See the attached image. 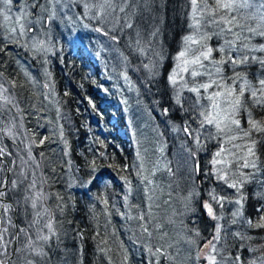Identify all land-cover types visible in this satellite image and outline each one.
I'll list each match as a JSON object with an SVG mask.
<instances>
[{
	"label": "trees",
	"instance_id": "1",
	"mask_svg": "<svg viewBox=\"0 0 264 264\" xmlns=\"http://www.w3.org/2000/svg\"><path fill=\"white\" fill-rule=\"evenodd\" d=\"M144 1L127 0L126 15L121 12L115 20L108 22L112 28L107 34L113 48L123 55L128 75L148 108L151 111L161 106L169 108V114L164 117L170 118L172 125L182 127L187 120L184 116H188L185 109H191L195 97L185 92L181 97L183 107L177 105L170 97L173 90L168 83V76L171 65L175 63L177 51L181 48L179 44L186 35V29H190L186 17L190 5L188 0H152L151 7L146 9ZM115 3L118 7L121 0H115ZM136 3L140 6L130 5ZM134 8L136 11H133ZM128 24H132V27H127ZM260 25L262 27L264 23ZM205 32L211 35L209 46L217 49L214 41H219L222 37L213 35L212 29H205ZM247 41L250 42V39ZM4 42L0 36V46L4 48V51L0 52V73H3L7 81H15L16 86L12 89L23 107L24 118L29 122L37 113L43 120L50 114V120H56L59 128L60 119L63 121V139L68 147L66 155L61 154L58 134L55 133L56 137L53 138L48 132L44 133L47 130L46 120L44 128L40 126L37 128L39 136L35 141L38 145L35 150L43 165L45 182L57 216L56 221L60 219L59 228L55 231L56 236L49 240L48 244L52 264L55 261L57 264H145L144 255L138 252L139 246L131 241L127 222L123 221L125 212L123 187L114 182L116 176L121 180L132 175L134 157L129 146L114 133L116 125L111 122L120 124L118 117L120 108L118 112L112 90L110 88L102 90L109 85L101 78V66L90 61L88 54L83 52L79 44L60 43L64 51L51 54L53 58L51 56L49 66L52 86L56 92L57 110L54 104L46 106L41 100L39 84L30 85L23 76L20 66L29 63L26 59L28 54L22 55L18 48ZM250 44L253 45L252 48L264 45V36L254 37ZM55 45L56 42L53 40V46ZM9 48L16 52L11 53L8 51ZM250 54L264 58V52L252 51ZM224 55L219 51H213L212 59L220 61ZM144 65L148 67L145 68ZM213 66L212 69L215 71L216 65ZM219 67L221 72L223 71L219 73L224 76L220 78L222 82L231 83V78L237 72L253 84L264 78V67L256 61H249L245 65L221 64ZM16 68L19 69L18 73L15 71ZM228 69L232 75L231 72L227 74ZM248 95L245 94L246 99ZM173 106L178 110H174ZM249 111L252 118L264 124V107H257L248 99L245 109L237 115L241 122V130L236 131L239 140L245 144L250 145L252 140L257 141L256 154L253 156L256 167L246 170L256 173L259 181L250 178V175L249 180L240 186L239 192L243 196L240 214H233L232 206L228 204L237 196V191L235 195V189L221 183L217 185L215 181L214 168L209 159L216 149L214 145L206 140L199 152L194 147L190 151V163L193 159L194 176L200 194L205 197L208 190L212 189L217 196L228 195L226 198L229 201L225 202L224 206L225 224L222 218H218L216 211L215 218L207 216L202 211L195 223V229L199 232L198 237L205 236V240L212 238L213 241V237L217 235L214 227L217 221L221 222L219 239L215 242H218L219 246L222 244L218 255L222 264H264V228L255 226L257 223H264L260 220L264 212L258 211L264 207V196L258 195L264 194V132L251 130L250 137H244L243 131L250 130ZM33 123L36 126L38 124ZM160 126L169 143L168 148L170 146L175 148L183 140L179 134H173L172 129L168 131L165 125ZM192 126L197 128L198 121ZM203 130L201 129L200 133L207 129ZM186 137L190 141L191 137ZM41 139H45L42 145L39 143ZM100 145L105 148L103 155ZM93 161L95 170L91 167ZM171 162L173 164V160ZM124 166H127L126 169ZM231 168L230 176L239 177L237 171L241 170L234 163ZM90 179L91 182L87 184ZM5 199L15 209L17 227L21 228L18 206L14 205L11 197L7 196ZM105 200L107 204L104 203ZM195 206L201 211L199 202H196ZM249 220L252 222L251 225L248 223ZM19 243L20 237L16 240V246H19ZM13 244L14 241L9 244V252L12 251ZM237 257L240 258L239 261L236 260ZM12 261L16 264L15 256Z\"/></svg>",
	"mask_w": 264,
	"mask_h": 264
},
{
	"label": "rangeland",
	"instance_id": "2",
	"mask_svg": "<svg viewBox=\"0 0 264 264\" xmlns=\"http://www.w3.org/2000/svg\"><path fill=\"white\" fill-rule=\"evenodd\" d=\"M236 2L243 3V0H236ZM104 3L105 0H13V16L18 14L17 9L19 7L27 5L25 9L28 14L27 27L32 30L26 31V34L23 36H20L18 33H13L9 36L7 29L12 27L13 23L11 21L5 22L3 18L0 17V36L5 40L4 43L18 48L22 55L25 53L28 54L26 59L29 63H23L24 66H20L23 76L26 77L25 79L30 85L39 84L40 94L42 95L41 100L44 101L46 106H50V103L54 104L57 110L58 107L55 104L56 92L55 88L52 86L49 66L53 58L51 54H54L56 51H64L63 48L61 49L60 43L64 42L66 45L79 44L78 46L82 47L83 52L88 54L90 61L101 66V78L108 82L107 84L109 85L108 87L105 86V88H102V90L106 91L107 88H110L115 95V104L118 112L120 108L118 114L120 124H116L115 121L111 122L116 125L114 133L124 140L134 157L132 175L126 178L129 184L126 185L125 179L120 180L117 176L114 180L117 185L119 184L123 187V198L128 193L129 189L131 190V194L128 195L127 200L124 198L125 212L123 213V221L127 222V228L129 229L128 234L131 237V241H134V243L139 246L138 252H142L144 255L145 264H208L207 260L204 259V255L205 252L211 251V245H209L208 249H205V245H208L209 241H212V238L205 240V236L201 237L200 235V237H198L199 235H196L197 229H195V223L201 211H199L198 207L195 205L196 202H199L204 213L208 214L202 202L204 204L205 201H210L214 214L216 211L218 218H222L223 220L224 206H226L225 202L229 200L226 198L228 195L217 196L212 189L208 190L204 199H200L202 195L200 196L199 185L195 181V165L193 159L190 163L191 148L194 147L197 151L201 150L203 144L207 140L208 143L214 145L216 148L209 158L211 161L213 155L218 152L222 146L228 150L225 152L224 157H220V159L227 158L231 161L228 165L230 168V172L228 173L229 182L225 183L222 180H218L214 171L217 185L221 183V185L229 186V184L233 182L230 180L244 179V181H247L250 175V178L259 181L256 173L246 170L252 168L251 166L240 168L244 159L255 162V164L256 161L253 156L249 157L247 155V147L249 145L239 140V134L236 130L228 132L226 136L221 135L220 137L210 139L208 138L209 132L215 135L216 129L205 128L204 130L207 129L206 131L203 130L204 132L200 133L199 131L195 133V135L200 136L201 139V143L197 145L193 137L188 141L185 133L181 130V126L172 125L170 118L166 119L164 117L162 106L153 111L148 108L137 91V87L128 75V67L123 55L113 48L109 35L107 34L108 30L112 28L108 22L115 20L120 15V8L124 9L123 12L126 15L128 9L126 6L127 4L121 3L118 7H110L106 10H101L99 6ZM112 3L116 4L115 0H112ZM85 4L89 6L88 9H85ZM143 4L146 9H149L152 5V1L145 0ZM33 5H39V7H33ZM130 5L140 6L139 3ZM133 11H136V9L134 8ZM190 11L191 8L188 15ZM97 13L100 14L97 15ZM235 14L238 17H243L250 13L248 9L240 8ZM188 19L190 24L191 20L190 18ZM262 21L264 20H241V23H246L252 28H257L261 27L260 24L264 23ZM97 28L101 30L96 31ZM212 30L213 32L215 31V29ZM191 34L192 29H186V35ZM245 36H248L247 32H245ZM257 36L260 35L250 36V42L245 40L244 43L252 48L253 45L250 43L252 39ZM231 38V36L228 37V39ZM53 40L56 42L55 46H53ZM181 41L182 42L179 44L181 48L177 51L175 63L171 65L169 74L176 69L179 75L191 81V76L183 72L182 67L177 69L178 64L181 66L183 65V60L177 59L179 52L184 50L183 38ZM207 42L206 46H209L210 41L207 40ZM223 43V37L219 41H214V45L217 49ZM8 51H11V53L16 52L12 51L10 48ZM188 58L190 59L191 57ZM213 61V59L211 61H205V69L213 73L212 79L220 83H227L225 81L222 82L220 79L223 75H215V71L212 69V67H214ZM205 69L197 67L195 70L203 72ZM15 71L18 73L19 69L16 68ZM226 72L229 74L231 71L228 69ZM230 75H232V72ZM198 80L200 83H206L209 82V77L203 75L199 77ZM0 83L4 84L5 88L10 89L9 92L0 94V148H6L13 153L11 157L4 159V164L0 166V178L5 177L7 174L9 188L11 189L10 182L18 178L20 169L15 168L16 174L8 172L7 169L13 167L11 164L12 160H16L17 164H21L22 161L28 160L30 150V154L34 159L29 161L27 165H24L28 179L17 190H10L8 196L11 197L14 205H17L19 208L22 222L21 228L28 229L33 239H35L38 228L42 229L39 233L40 235H48L47 229H44V225L51 219L54 230L56 231V229L59 228L60 220L56 221L57 216L55 215L54 205L51 202L52 198L50 197L45 182L43 165L37 150H35L38 146L35 141L37 136H39L36 130L39 126L44 128L46 120V128H48V125L49 128L44 131V133L47 134L48 132L53 138L58 134L57 138L61 154L66 155V153H68V147L63 139V121L60 119L61 126L59 128L56 125L57 122L55 124L51 123L50 114L48 116L46 115L47 119L44 117L45 119L42 118L43 120H41L36 113L34 114L36 117L34 116L33 120L27 122L24 118L25 112H23V107L20 105V102L17 101L18 97L14 94L12 86L8 83L4 75L0 76ZM170 87L173 90L170 97L174 102L177 93L180 98L185 92L189 94V96L192 95L195 97V94L189 92L187 89H183L179 86L173 88L171 85ZM217 90L218 89L214 87L210 89L209 92H215ZM5 95L8 96L11 103L4 100L3 97ZM202 95L207 96L208 93H202ZM202 103L208 104L209 102L205 100L202 101ZM173 107L174 110H178L175 106ZM184 117L189 120V116ZM32 121L38 123L37 126ZM160 124L165 125L168 131L172 129L173 134H179L181 136V140H183L177 144L178 146H175V148L170 146V148H168L169 143L162 133ZM192 127L196 129L194 126ZM9 129L12 130V135L7 134ZM231 137L236 138L231 139ZM100 150L101 153H103L105 148L100 145ZM171 160H173V164ZM233 163L241 170L237 171V174L240 176L236 178L230 176L232 173L231 165ZM37 164H39V167H36ZM241 172L247 174L241 177ZM33 179H35L38 185L35 192L37 195L41 196L36 208L32 207L31 199L25 200L26 196L31 197L33 195V193L27 191V186ZM91 180L92 179H90L87 184H89ZM146 181H151V183H146ZM238 187L240 188L239 185ZM87 188L88 187H86V189ZM233 189H235L234 194L236 195L237 188ZM239 195L241 196V192L237 191V196L233 198L232 202H228V204L232 206L233 214H240L242 211L243 202L241 198L238 197ZM211 196H215L218 201H220L221 197L223 199L220 202H216L211 200ZM237 201H240V203H237ZM5 202L8 203L6 199ZM14 210L15 209H13L9 215L16 227L17 220ZM13 212L14 215L12 214ZM37 213L40 215H37ZM141 215L145 216L146 219H138ZM33 221H36V224L30 227ZM223 224H225L224 220ZM141 225L147 227L148 232H144ZM217 226L220 228V221H217L214 229H217ZM15 227L9 228V232L13 235L16 233H13ZM19 237L20 243L16 248H23L24 244L27 243L25 234L22 233ZM193 240L195 242H192ZM213 242L216 245L214 255L216 256L218 264H222L218 256L221 252L222 244L219 246L218 242ZM48 244L49 241L43 245L44 251L47 254L43 257L36 258L38 264H52L48 252ZM157 249H160V252H157ZM198 251L200 252L199 259H197ZM14 256L16 264H24L26 260L33 259V256L27 250L17 253V256ZM125 258L128 260L127 256H125ZM53 264H57V262L55 261Z\"/></svg>",
	"mask_w": 264,
	"mask_h": 264
},
{
	"label": "snow or ice",
	"instance_id": "3",
	"mask_svg": "<svg viewBox=\"0 0 264 264\" xmlns=\"http://www.w3.org/2000/svg\"><path fill=\"white\" fill-rule=\"evenodd\" d=\"M127 0H121V3H126ZM191 11L189 13V18L191 23L189 28L192 29L191 35H186L183 37L184 50L179 52L177 59L183 60V65H177V69L183 68V72L188 73L191 76V81L185 79L184 76L179 75L176 69L173 70L168 76V83L173 87H182L187 89L189 92L195 94L194 103L191 105V109H185V114L189 116V120L184 122L182 126V131L188 137H193L197 145L201 143L200 136L195 135L201 129L205 128H215L216 132L213 135L209 132L210 139L220 137L221 135H227L228 132L232 130H241L240 119L237 118L239 112L245 109L248 99H250L257 107H264V78H260L257 84H253L247 81L244 76L239 72L235 73L234 77L231 78V84L220 83L217 80L212 79L213 73L205 69V61L212 60L213 51H219L224 53V58L220 61H213L215 67V74L219 75L221 64H231V65H245L249 61H256L264 67V58L251 55L252 51L264 52V45H260L258 48H250L248 44L244 43L245 40L249 39L252 35L264 36V26L252 28L246 23H241V20H254L260 19L264 20V0H243V3H237L236 0H188ZM13 0H0V17L3 21L13 23V26L7 29L8 35L11 36L13 33H18L20 36L26 34V31H31L32 29L27 27V5L21 6L17 9L18 14L13 16ZM117 5L112 3V0H105L104 4L99 7L101 10H106L107 8H115ZM33 7H39V5H33ZM85 9H88V5H84ZM248 9V15L243 17H238L235 13L240 9ZM123 12L124 9L120 8ZM87 14V13H86ZM100 13H97L99 15ZM127 27L131 28L132 24H128ZM205 29H216L213 35L221 36L224 38V43L218 48L213 49L210 46H206V41L211 39V35L205 32ZM101 29L97 28L96 31ZM245 32L248 36H245ZM156 33H153L155 35ZM231 36V39L228 37ZM115 39V37H113ZM4 48L0 46V52H3ZM244 52L245 54L241 53ZM188 57H191L190 59ZM145 68L148 65H144ZM197 67L200 69H205V71L195 70ZM207 75L209 77V82L200 83L198 78ZM3 76V73H0ZM8 83L14 88L16 86L14 80L8 81ZM217 88L215 92H209L212 88ZM9 88H5L4 84L0 83V94L9 92ZM202 93H208L207 96L202 95ZM248 93V99L245 98V94ZM5 101L11 103L8 96L3 97ZM208 101V104L202 103V101ZM91 103V100H89ZM175 103L183 107L181 103V98L179 94L175 96ZM93 108L95 106L93 105ZM170 112L169 108H163L162 113L167 116ZM198 121V127L193 129L192 124ZM249 131H243L244 137H250V131L255 130L257 132H264V124L262 122L252 118L251 112L249 111ZM8 135H12V130H8ZM236 137H231L235 139ZM47 139V138H45ZM45 139H41L39 143L42 145ZM230 142V141H229ZM256 144L257 141L252 140L251 144L247 147V155L249 157L255 156L256 154ZM228 151L223 146L218 152L213 155L211 161L216 177L218 180H222L225 183L229 182V171L228 165L231 163L227 158L220 159L224 157L225 152ZM13 153L8 151L6 148H0V166L4 164V159L11 157ZM103 155V153H101ZM194 155V154H193ZM231 155V153H230ZM34 158L30 154L28 160H24L21 164H17L16 160H12L11 164L13 167L8 168V172L15 173V168H19L18 178L11 180V189L9 188V182L7 176L0 178V264H13L12 256L17 253H21L25 250L29 251L33 256V259L26 260L24 264H38L36 258L43 257L47 253L44 251L43 245L46 244L53 236H56L54 226L51 219L47 224L44 225V229H47L48 235H40L39 233L42 229H37V234L35 239H33L32 234H30L28 229L17 228L15 235L9 232V228L15 227L12 222V218L9 215L13 210V206L5 202V198L8 196L10 190H17L27 179L28 175L24 165H27L29 161ZM255 168V162H250L248 159H244L243 164L240 168L247 167ZM39 167V164L36 165ZM91 167L95 170V161L92 162ZM119 168V165L116 166ZM125 168L127 166H124ZM246 174L241 172V177ZM125 184H129L126 178ZM146 183H151V181H146ZM245 183L244 179H238L229 184V187L237 188ZM38 185L35 179H33L27 186V191L33 193L31 197H25V200L31 199L32 207L36 208L38 201L41 199L40 195H37L35 190ZM147 191V189H146ZM131 194L129 189L128 193L125 195V200H127L128 195ZM211 195V194H210ZM264 196V194H258ZM99 198V197H98ZM62 199V198H58ZM222 197L220 201H222ZM212 201L220 202L215 196H211ZM243 200V196H241ZM107 204V201H104ZM240 203V201H237ZM203 207L207 210L209 216L215 218L212 203L210 201H205ZM61 211L63 209L61 208ZM260 212H264V207L258 209ZM37 215H40L37 213ZM140 220H145L146 217L141 215L138 217ZM261 221H264V216L260 217ZM251 225V220L248 221ZM36 221L32 222L35 225ZM256 227L264 228V223H257ZM144 232H148V228L141 225ZM217 235L213 237V241L219 239L220 228L217 226ZM25 234V239L27 243L24 244L23 248H16L13 245L12 251L9 252V244L13 241L19 239L20 234ZM199 235V232H196ZM213 241H209L208 245H205V249L209 248L211 245V251L205 252L204 259L207 260L208 264H218L216 256L214 255L216 250V245ZM192 242H195L194 240ZM103 251V249H101ZM160 252V249L156 250ZM200 258V252H197V259ZM239 257L236 258L239 261Z\"/></svg>",
	"mask_w": 264,
	"mask_h": 264
},
{
	"label": "bare ground",
	"instance_id": "4",
	"mask_svg": "<svg viewBox=\"0 0 264 264\" xmlns=\"http://www.w3.org/2000/svg\"><path fill=\"white\" fill-rule=\"evenodd\" d=\"M151 1H152V0H151ZM184 14H185V13H184ZM186 14H187V13H186ZM186 14H185V15H186ZM186 17L189 18V15H187ZM188 20H189V19H188ZM56 122H57L56 120H55V121H54V120L51 121V123H53V124H55ZM48 128H49V125H48ZM48 128H46V129H48ZM201 138H202V136H201ZM200 196H201V194H200ZM204 198H205V197L202 195V197H201L200 199H204ZM203 201H204V200H203ZM202 205H203V202H202ZM200 209H201V212H202L203 209H202L201 206H200ZM203 212H204V211H203ZM203 212H202V213H203ZM205 214H206V213H205ZM206 215L209 216L208 214H206ZM209 217H211V216H209Z\"/></svg>",
	"mask_w": 264,
	"mask_h": 264
}]
</instances>
